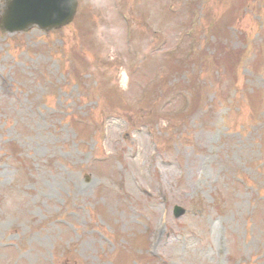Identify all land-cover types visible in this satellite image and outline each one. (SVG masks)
<instances>
[{
    "label": "rangeland",
    "instance_id": "obj_1",
    "mask_svg": "<svg viewBox=\"0 0 264 264\" xmlns=\"http://www.w3.org/2000/svg\"><path fill=\"white\" fill-rule=\"evenodd\" d=\"M0 264H264V0L0 34Z\"/></svg>",
    "mask_w": 264,
    "mask_h": 264
},
{
    "label": "water",
    "instance_id": "obj_2",
    "mask_svg": "<svg viewBox=\"0 0 264 264\" xmlns=\"http://www.w3.org/2000/svg\"><path fill=\"white\" fill-rule=\"evenodd\" d=\"M76 0H10L0 16L1 32H21L32 26L48 32L57 30L71 22ZM182 210L175 208L174 216Z\"/></svg>",
    "mask_w": 264,
    "mask_h": 264
},
{
    "label": "bare ground",
    "instance_id": "obj_3",
    "mask_svg": "<svg viewBox=\"0 0 264 264\" xmlns=\"http://www.w3.org/2000/svg\"><path fill=\"white\" fill-rule=\"evenodd\" d=\"M136 154L137 155H139V156H144V151L142 150V148L141 149H139L137 152H136ZM158 228H159V226H157V227H155V232H156V234L158 233ZM154 235V234H153ZM152 235V236H153ZM156 236V235H155Z\"/></svg>",
    "mask_w": 264,
    "mask_h": 264
}]
</instances>
